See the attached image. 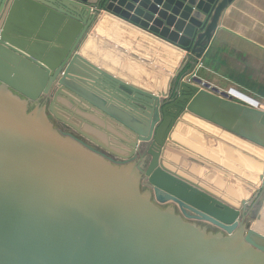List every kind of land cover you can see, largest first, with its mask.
<instances>
[{"label":"water","instance_id":"water-1","mask_svg":"<svg viewBox=\"0 0 264 264\" xmlns=\"http://www.w3.org/2000/svg\"><path fill=\"white\" fill-rule=\"evenodd\" d=\"M232 1L0 0V264H264V161L238 205L171 168L187 116L264 156V111L192 76ZM105 17L182 54L164 91L84 57Z\"/></svg>","mask_w":264,"mask_h":264},{"label":"crops","instance_id":"crops-1","mask_svg":"<svg viewBox=\"0 0 264 264\" xmlns=\"http://www.w3.org/2000/svg\"><path fill=\"white\" fill-rule=\"evenodd\" d=\"M95 35L84 57L136 87L154 94L162 92L169 76L179 68V51L145 37L122 21L105 17ZM201 53L192 73L219 90L233 87L264 103V0H233L222 12L211 43ZM168 73V77L163 76ZM173 139L190 156L203 160L200 165L177 155L179 163L172 160L173 170L233 205L243 199L253 200L259 189L256 185L263 169V151L189 116L178 124ZM257 202L252 220L260 215L259 226L264 228V192Z\"/></svg>","mask_w":264,"mask_h":264},{"label":"built area","instance_id":"built-area-1","mask_svg":"<svg viewBox=\"0 0 264 264\" xmlns=\"http://www.w3.org/2000/svg\"><path fill=\"white\" fill-rule=\"evenodd\" d=\"M196 74V72L193 73L192 76H194ZM221 91H224L229 97H231V99L233 101H236V102H240V103H243L247 106H250L251 108L253 109H256V110H261V111H264V103L260 100V99H257V98H254V97H251L250 95H247V94H244L242 92H240L238 89H235L233 87H230L228 89H225V90H221ZM233 91H238V93L242 94V95H245L248 99L251 100V104L250 103H247L245 101H242L241 99L235 97L234 95H232Z\"/></svg>","mask_w":264,"mask_h":264},{"label":"rangeland","instance_id":"rangeland-1","mask_svg":"<svg viewBox=\"0 0 264 264\" xmlns=\"http://www.w3.org/2000/svg\"><path fill=\"white\" fill-rule=\"evenodd\" d=\"M240 92L244 93V94H247L248 95V92L246 91H243V90H239ZM56 124V123H55ZM170 159L174 160V162H178V157H177V154L173 153V154H170ZM176 155V156H175ZM179 163V162H178ZM182 164V163H181ZM253 180H256V179H253ZM257 213V211L255 210L254 214L252 215V217ZM260 230H264V228L258 226Z\"/></svg>","mask_w":264,"mask_h":264},{"label":"bare ground","instance_id":"bare-ground-1","mask_svg":"<svg viewBox=\"0 0 264 264\" xmlns=\"http://www.w3.org/2000/svg\"><path fill=\"white\" fill-rule=\"evenodd\" d=\"M171 73V72H170ZM170 73H168V74H164L163 76L164 77H168L169 75H170ZM166 86V85H165ZM237 98H239V99H241L242 101H245V102H247V103H252L251 102V100L250 99H248L247 97H245V96H236Z\"/></svg>","mask_w":264,"mask_h":264},{"label":"flooded vegetation","instance_id":"flooded-vegetation-1","mask_svg":"<svg viewBox=\"0 0 264 264\" xmlns=\"http://www.w3.org/2000/svg\"><path fill=\"white\" fill-rule=\"evenodd\" d=\"M55 123H56L57 126L63 128V126H62L60 123H58V122H56V121H55Z\"/></svg>","mask_w":264,"mask_h":264}]
</instances>
